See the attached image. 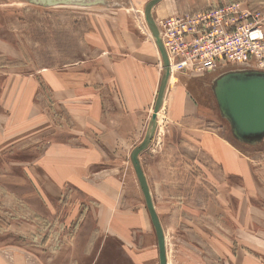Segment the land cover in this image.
Returning a JSON list of instances; mask_svg holds the SVG:
<instances>
[{
  "label": "rangeland",
  "instance_id": "rangeland-1",
  "mask_svg": "<svg viewBox=\"0 0 264 264\" xmlns=\"http://www.w3.org/2000/svg\"><path fill=\"white\" fill-rule=\"evenodd\" d=\"M148 1L0 0V135L16 140L21 132L29 131L17 139L21 143L26 138L28 146L23 143L9 152L0 151V173H10L3 181L21 182L18 175L29 167L38 175L34 159L41 154L40 164L83 165V154L61 156L50 151L53 133L44 114L58 129L64 127L56 114L64 107L60 101L69 109L77 108L79 117H86V97L93 89L94 97L97 89L104 88L103 96H114L119 104L125 91L130 98L147 102L150 91H144L142 85L156 77L160 82L162 75L159 53L143 17ZM168 2L178 14L242 3L264 18V0H167L165 4ZM154 9L155 21L161 19ZM236 68L240 67L227 64L211 74L181 77L180 82L188 84L186 95L190 93L201 117L194 129L179 128L180 132L218 129L222 141L233 145L218 114L211 81ZM32 93L43 102L42 111L36 103L29 105ZM76 102L81 104H72ZM113 105L112 101L106 104L105 113H113ZM146 111H125L119 129L98 140L107 152L101 159L95 157L94 184L87 185L95 196L105 194L116 202L106 201L108 205L99 207L95 199L86 202L77 195L75 200L60 202L58 217L40 216L30 207L38 205L37 200L32 204L17 196L28 188L34 190L32 181L14 187L0 182V264H158L154 231L129 159V151L145 135L134 119L150 113ZM66 116L63 111L62 117ZM163 118L159 112L158 126L141 161L155 210L165 227L168 264H222L220 260H235L236 252L246 260H264V150L237 149L243 156L240 159L249 165L253 184L242 187L238 181L231 185L229 176H219L211 167L213 162L202 147L186 141L172 144V133L177 130L171 132ZM72 132L81 137L85 128L78 124ZM37 175L30 176L35 179ZM115 179L121 183L122 196ZM46 187L47 192L55 191L49 183ZM231 188L236 190L231 193ZM10 192L16 195H8ZM200 197L207 199L208 208ZM54 205L50 202V210ZM91 206L99 208L97 217L87 216L86 208Z\"/></svg>",
  "mask_w": 264,
  "mask_h": 264
},
{
  "label": "crops",
  "instance_id": "crops-1",
  "mask_svg": "<svg viewBox=\"0 0 264 264\" xmlns=\"http://www.w3.org/2000/svg\"><path fill=\"white\" fill-rule=\"evenodd\" d=\"M165 1H161L157 6H155V13L157 17H166L171 15L173 13L172 9L176 8L173 7L169 2V4H165ZM153 12V11H152ZM149 38L152 37L149 35ZM152 45L154 48H156L155 44ZM157 48L155 49V51ZM157 53V52H156ZM180 75L177 80H175L172 84L169 82L163 107L160 111L161 115L164 116V124L165 121L167 122V128L171 129V132L174 130V128L177 130V134L174 131L172 133L173 137L171 139V143L175 146L176 143H189L190 145L194 147H202L203 153L210 158V160L213 162L212 168L214 167L215 170L219 173V176L224 173L225 176H229V182L233 183L231 185H234L236 182L240 181L242 183V187L249 186L251 187L253 182H251L250 178V169L249 165L246 164L242 159L243 156L239 153L237 149L252 152L251 150H264V148H238L237 145L232 141L233 145H229L226 141H222V137L218 134V129L211 131V129H205L200 130L197 134H191L184 133L183 131H179V128L186 129L188 127L195 128V123L200 119V111L198 107H196L194 99L190 96V93H187L188 90V84L185 82H180L182 74H175ZM174 75V76H175ZM187 79H190V77H186ZM155 80H150L149 82H146L144 85H142L143 90L146 91L149 89V98L146 97L145 103L140 101V99H133L130 98V94L128 91H125L126 97H124L123 100H120V104L117 103L119 101L114 96H111L109 98L103 96V89H97V95L94 97V89L92 90V93L87 94L86 102H87V108L85 109V116L82 115L81 117L78 116V113L75 111H79L77 108L71 106V108L66 107V103L63 101H60L58 104L64 105L63 108H61L60 113H56L59 118L60 124H64V127L61 125V129L56 127L52 120L49 119L47 114H44L45 118H48L47 121H49V126L52 128V144L50 147V151L54 153H59V155H79L83 154L85 156V160L83 165H77V164H65L60 162H53V163H45L40 164L39 162L42 161L41 156L38 155L35 157L34 161H36L38 167V175L37 170H34L32 168L25 169L21 172L17 177V179H21V182L15 181V180H6L3 181L5 178H10L9 172H2L0 173V182H3L4 184H7L8 187H14L12 185H20L23 186L24 184L29 185L32 184L33 187H35L34 190L28 188L25 191H23V194L21 196L17 195L18 198L27 199L29 203H34L38 201V205L36 206H30L32 208H36V212L40 215H47V216H59V206L60 202L64 201H72L75 200V196L79 195L82 199H85L87 202L88 200L95 199V202H99V207L104 206L106 201H114V197L106 196L105 194H102L100 196H95V193L91 191L92 187L90 185H87L89 183L94 184L93 174H94V159L102 158L103 153H106L107 150L102 146L99 145L98 140L99 138L105 139L107 136L113 132L114 130L119 129L120 125L123 124L124 114L126 112H132V111H141L144 112L148 110L150 113L147 115V113H142L136 120L139 124L141 129L144 128V132L147 128V124L149 122L150 116L152 114L153 105L155 103V96L157 94V89L159 86L158 78H154ZM170 81V80H169ZM50 84V83H49ZM51 85V84H50ZM56 88V87H55ZM35 92V91H34ZM153 92V93H152ZM36 93V92H35ZM153 95V97H152ZM57 100V98H55ZM77 101V100H76ZM111 101L114 102V108L113 113H105V106L106 104H111ZM29 105H33V103H36V105L39 107V110H43V102L36 99L34 97V93H32L29 96ZM57 104V103H55ZM73 105H80L81 103L76 102ZM55 108V106H54ZM84 107L81 109L83 110ZM63 111L66 112L67 116L62 117ZM123 111V114H122ZM146 111V112H148ZM57 112V111H56ZM76 114V115H75ZM199 114V116H198ZM150 115V116H149ZM61 117V119H60ZM149 117V118H148ZM64 118L65 120H62ZM51 120V121H50ZM52 122V123H51ZM82 125L85 128V132L82 133V136L80 137L76 133L72 132V130L76 127V125ZM67 125V126H66ZM197 125V123H196ZM58 126V125H57ZM158 126V124H157ZM45 130L44 127H40V130ZM179 129V130H178ZM28 132H21V135L17 137V139L27 135ZM55 135V136H54ZM96 135V136H95ZM62 136L68 138V141L65 142L62 139ZM111 136V135H110ZM17 139H12L10 137L6 138L4 134L0 135V151H8L9 148H14L16 146L22 145L25 143L26 146V138L22 140L21 143L17 141ZM188 139V140H187ZM139 144V143H138ZM137 144V145H138ZM135 145V146H137ZM134 146V147H135ZM133 149V148H132ZM199 149V148H198ZM130 150L129 152H131ZM58 158V157H57ZM210 162V161H209ZM140 163L141 167L144 170L143 163L141 161V155H140ZM11 166V165H10ZM153 166V165H152ZM151 166V167H152ZM1 167H5L3 164ZM145 172V171H144ZM37 177L35 179L31 178V176ZM45 176H43V175ZM146 174V172H145ZM31 175V176H30ZM41 175V177L39 176ZM146 176V175H145ZM41 179V180H39ZM45 180V181H43ZM114 185H117L118 193L123 194V191H119L118 185H120L119 179H115ZM32 181V183H31ZM51 184L52 187H54L55 191L48 190L47 192V184ZM239 183V182H238ZM21 188V187H20ZM22 189V188H21ZM73 190V193L70 191ZM235 188H231L232 191H235ZM69 193V195L67 194ZM117 193V194H118ZM13 192L8 193V195H11L14 197ZM16 195V194H15ZM118 196V195H117ZM116 197V196H115ZM238 199V198H237ZM37 200V201H36ZM200 200H203L207 208L209 207V203L207 202V199L203 197V199L200 197ZM54 202L53 210H50V202ZM155 206V205H154ZM215 207L218 206L217 202L214 205ZM105 207V206H104ZM156 208V207H155ZM47 211H50V213L53 211V214H47ZM87 216L93 215L94 217L99 215V208H94L91 206V208H86ZM216 212V208H215ZM75 216L77 215L76 212H74ZM173 215H175V212H172ZM158 214V213H157ZM72 216V212L71 215ZM69 216V217H70ZM78 216V215H77ZM76 216V217H77ZM149 217V216H148ZM161 226L164 231L165 235V227L163 225V221L161 217L158 215ZM186 217V215H185ZM221 218V216L219 217ZM182 220L181 218H179ZM185 220V219H184ZM183 220V223L186 224V221ZM71 221V220H70ZM84 226V225H82ZM153 229V228H152ZM165 243H166V237H165ZM251 249V247L247 246ZM262 256L264 257V249L261 252ZM236 259L235 260H220L222 261V264H264V260H246V256L240 255L236 252Z\"/></svg>",
  "mask_w": 264,
  "mask_h": 264
},
{
  "label": "built area",
  "instance_id": "built-area-1",
  "mask_svg": "<svg viewBox=\"0 0 264 264\" xmlns=\"http://www.w3.org/2000/svg\"><path fill=\"white\" fill-rule=\"evenodd\" d=\"M171 77L211 74L227 64L264 70V18L242 3L156 20Z\"/></svg>",
  "mask_w": 264,
  "mask_h": 264
},
{
  "label": "water",
  "instance_id": "water-1",
  "mask_svg": "<svg viewBox=\"0 0 264 264\" xmlns=\"http://www.w3.org/2000/svg\"><path fill=\"white\" fill-rule=\"evenodd\" d=\"M161 1L149 0L143 9L145 24L159 53L162 75L144 138L131 151L129 159L154 231L158 264H168L164 231L139 159L155 134L157 115L163 107L171 78L169 59L152 14L154 7ZM211 92L218 114L226 123L234 143L247 149L264 148V70L248 67L231 69L211 81Z\"/></svg>",
  "mask_w": 264,
  "mask_h": 264
},
{
  "label": "bare ground",
  "instance_id": "bare-ground-1",
  "mask_svg": "<svg viewBox=\"0 0 264 264\" xmlns=\"http://www.w3.org/2000/svg\"><path fill=\"white\" fill-rule=\"evenodd\" d=\"M166 51V50H165ZM167 53V52H166ZM173 78V76L170 78V79H172Z\"/></svg>",
  "mask_w": 264,
  "mask_h": 264
}]
</instances>
